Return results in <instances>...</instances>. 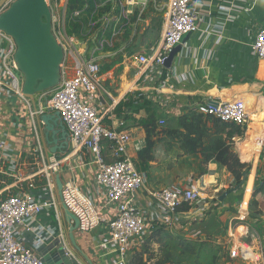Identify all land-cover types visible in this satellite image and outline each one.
<instances>
[{
    "label": "crops",
    "instance_id": "1",
    "mask_svg": "<svg viewBox=\"0 0 264 264\" xmlns=\"http://www.w3.org/2000/svg\"><path fill=\"white\" fill-rule=\"evenodd\" d=\"M73 3L72 0H58V8L53 12L55 35L60 36L62 42L68 39L74 40L73 49H69L66 53L63 63L70 76L85 61H94L102 68L104 65L102 66L100 61L113 56H118L122 65L129 62L134 66L132 57L152 54L161 42L164 29L163 11L167 0L164 2L112 0L110 12L114 15L111 18L108 13L102 12L100 15L99 11L85 0H80L77 5ZM81 4L82 9L79 8ZM193 7L197 14L199 31L191 35L182 45L181 53L171 65L172 74L182 76L184 82L177 83L174 80L169 82L173 90L170 99L178 101V104L180 102L184 104L189 99H198L213 90L220 89L230 97L251 100V118L255 126L252 131L248 130L245 133L244 139L239 144L234 146V151L241 162L250 164V173L247 174L243 185L248 186V182L251 181V187L255 190L253 184L256 182V177H262L264 180V148L262 151L258 150L259 144H263L264 147V60L254 59L251 47L255 34L264 26V0H195ZM88 10L90 13L86 15ZM74 12L79 14L75 16ZM86 55L92 56L87 59ZM114 66L101 74L98 89L104 109L107 113L112 112L115 115L114 110L119 103L132 101L137 87L138 73L133 68L134 72L129 78L124 77L126 81L124 83L122 75L125 68L116 78ZM50 94V91L43 93L45 98L41 101H39L40 97H36L35 102L38 105L36 111L30 101L25 103L14 96L0 95V136L7 142L11 151L7 161L2 165L4 169L9 165H15L22 176H27L41 167V163L34 160L36 151L42 153L46 160L58 159L70 152L69 141L68 149L62 155L46 154L39 144L38 134L32 130V126H35L33 113H39L40 109H44ZM151 111L161 116L160 110L150 105L147 108H140L138 113L130 111L134 116L129 117L135 121L147 119ZM106 124L109 125L108 119ZM248 133L251 134L249 137H247ZM134 136L138 139L144 138L141 129L134 130ZM128 152L134 160L137 151L133 143ZM87 158L81 155L69 158L67 160L69 167L64 165L58 175L63 185L71 186L72 199L69 201L70 204L71 201L78 203L73 209L82 219V224L84 227L91 226L89 231L75 233L77 245L94 264H110L98 261L96 258V245L102 235L106 237L107 234L103 223H95L92 210L86 202V198L95 202L98 199L92 183L94 169L88 165ZM187 158L182 157L179 160L185 162ZM149 165L147 175H144L145 183L142 190L145 198L150 192L175 186L186 181V178L190 179L192 186L203 190L205 197L212 193L213 196H209L206 201L216 200L225 191L234 187L232 177L224 168L213 162L202 164L200 156L194 165L196 170L188 177L182 174L177 166L170 168L169 161L165 163L157 156ZM222 176L225 179L219 180ZM0 178L6 181V187H10L11 194H17L26 187L24 182L17 183L13 178H5L3 175H0ZM259 184L262 185V182ZM243 185L226 196L222 202L224 207L216 206V210L223 213L217 212L219 215L215 217L214 210L207 211L205 218H199V210L193 211L191 208L188 212L178 213V220L168 227L170 232L186 238L224 236V234L225 237L228 236L230 223L233 220L240 222L239 218L242 217L240 211L236 212L229 205L241 199ZM54 196L56 198V194ZM260 197L264 198V193ZM256 200L259 201L260 198L257 197ZM242 201L245 202L243 199ZM59 223L66 233L67 226L61 217ZM36 225L56 226L54 211L39 215ZM75 256L82 264H86L77 254Z\"/></svg>",
    "mask_w": 264,
    "mask_h": 264
},
{
    "label": "built area",
    "instance_id": "2",
    "mask_svg": "<svg viewBox=\"0 0 264 264\" xmlns=\"http://www.w3.org/2000/svg\"><path fill=\"white\" fill-rule=\"evenodd\" d=\"M13 1L7 0L1 11ZM194 1L167 0L163 11L164 29L160 44L150 55L132 57L138 73L132 102L137 105L146 101L152 107L158 108L161 112L159 126L187 112L235 125L244 131V135L231 139L234 147L244 139L245 133L254 123L251 118V100L230 97L220 89L198 99H189L184 104L170 99L173 90L169 82L174 80L183 83L184 78L174 76L170 71L171 67H164V61L171 50L181 44L185 35L191 36L199 31ZM46 2L53 14L58 8V0ZM78 14L74 12L75 16ZM55 37L66 56L69 49H73L74 40L62 42L60 36ZM14 51L13 40L0 31V95L14 96L28 103L23 97L22 79L17 75L13 62ZM251 54L254 59L264 60V26L255 34ZM176 59L177 56L172 65ZM101 74V67L94 61L81 63L72 76L62 65L59 86L50 91L44 109L33 113L34 117L43 111L58 113L71 145L70 152L66 155L46 160L42 153L36 151L34 160L41 163L40 169L22 176L15 165L3 168L2 165L11 151L0 136V175L13 178L17 183L24 182L26 186L21 192L11 194L10 187H6V181L0 178V186H3L0 188V264H45L43 251L48 250L52 254L58 249L63 251L69 262L82 264L68 245L66 233L59 223L58 201L54 196V178L64 165L69 167L67 160L73 156L88 157V165L94 169L92 183L98 199L95 202L86 198V202L92 210L95 223H103L107 234L106 237L102 235L96 245L98 261L128 264L145 238L161 226H172L178 220L176 209L182 203L204 209L205 194L201 189L192 186L190 181L150 192L146 195L147 198L144 197L142 190L145 177L138 171L128 150L133 143L138 153L144 147L145 138L138 139L134 136V130L139 131L141 128L126 125V118L134 116L130 110L125 109L119 116H115L104 109L98 89ZM36 97H40L41 101L45 95L38 94L35 100ZM107 119L109 125L106 124ZM32 130L37 133L36 126H32ZM103 140L110 142V163L105 161L102 152ZM263 148V144H259L258 150L262 151ZM70 188L68 184L63 185L65 204L80 221L78 231H89L91 226L84 227L82 219L73 209L78 203L71 201L74 204H70ZM215 205L224 207L218 200ZM48 211H54L56 226L36 225L37 217ZM229 256L232 258L231 254ZM253 256V253L247 252L245 259L251 260ZM255 261L258 259L254 256Z\"/></svg>",
    "mask_w": 264,
    "mask_h": 264
},
{
    "label": "water",
    "instance_id": "3",
    "mask_svg": "<svg viewBox=\"0 0 264 264\" xmlns=\"http://www.w3.org/2000/svg\"><path fill=\"white\" fill-rule=\"evenodd\" d=\"M6 1L0 0V31L14 42L13 62L21 75L22 94L36 111L38 105L35 96L59 86L65 53L53 33V14L46 0H14L1 11ZM189 37L190 34L185 35L181 44L171 50L164 61L165 68L171 67L174 58L181 53L182 45ZM35 126L39 144L46 154L62 155L68 149V133L60 122L58 113L47 112L37 115ZM246 178L247 174L243 176L239 185L225 191L218 201L223 202L227 195L242 187ZM54 180L60 217L67 226L68 245L86 264H94L77 245L75 233L80 227V221L65 204L60 176L56 175ZM43 255L45 264H75L64 257L61 249L52 254L44 250Z\"/></svg>",
    "mask_w": 264,
    "mask_h": 264
},
{
    "label": "trees",
    "instance_id": "4",
    "mask_svg": "<svg viewBox=\"0 0 264 264\" xmlns=\"http://www.w3.org/2000/svg\"><path fill=\"white\" fill-rule=\"evenodd\" d=\"M82 7L81 4L79 8L82 9ZM95 19L96 18H93V20ZM114 65L115 62L104 65L101 68V73H106ZM147 107H150V104L146 101H142L135 105L130 100L129 102L124 101L119 103L114 112L115 115L119 116L125 109L133 113H138L140 108ZM156 115L157 113L151 111L147 119L135 121L130 117L126 118V125L128 127L137 126L141 128L145 138L144 147L136 154V158L134 159V163L141 174L147 175L149 164L154 161V147L156 141L154 138L156 136L159 140L162 139L161 136H164L174 141L178 144L180 151L185 155H199L202 164H207L209 162L216 163L226 170L236 185H239L243 176L249 172L250 165L241 162L232 148L231 139L235 136L242 137L244 135V131L239 127L229 123H223L214 118H204L194 112H187L177 118L168 120V122H175L174 126L156 131ZM102 147L105 161L110 163L112 161L110 142L103 140ZM263 190L264 182H262L259 189L254 192L253 196ZM189 210L190 205L182 203L176 209V212H188ZM150 235L144 249L140 252H135L128 264H144L143 255L147 254L148 246L154 243L158 245L159 248L163 247L161 243L163 238L171 240L168 246H170L172 250H179L182 255L187 256L191 259L192 264H205L202 259L207 254L205 248L207 246V244H205L206 237L204 241L200 238L190 239L183 236L176 237V235L172 234L170 229L165 226H161ZM164 246H166V244H164ZM208 251L212 256L206 264H215L216 258L213 250L208 248ZM170 257H172V255L167 254V260H169Z\"/></svg>",
    "mask_w": 264,
    "mask_h": 264
},
{
    "label": "rangeland",
    "instance_id": "5",
    "mask_svg": "<svg viewBox=\"0 0 264 264\" xmlns=\"http://www.w3.org/2000/svg\"><path fill=\"white\" fill-rule=\"evenodd\" d=\"M74 1V5H77L80 3V0H72ZM93 8L97 11H99V14L101 15L102 12L108 13L109 17L111 18L114 14L113 12H110V6L112 5V0H85ZM164 2L165 0H158ZM90 13L88 10L86 12V15ZM92 55H86L85 57H91ZM112 62H115L114 66V75L115 77H119L122 72L123 68L124 73L122 75V81L125 83L124 77L126 76L129 78V76L134 72L135 68L131 63L127 62L125 65H122L120 60H118V56H113L111 58H104L102 61H100V64L103 66L105 64H110ZM19 77H21L20 73L18 71L16 72ZM159 116L156 115V131H160L162 129L172 127L175 125V122H168L166 121L164 125L159 126ZM251 126H255L254 123L251 124ZM161 140L158 139L156 136L154 138L155 141V147H154V160L155 156H157L159 159H162L165 163H168L169 166L175 167L181 171L182 174H184L186 177L190 176L191 173L196 170V167H194L196 163V159L199 155L193 154V155H185L183 152L180 151L179 146L174 141L165 138L164 136H161ZM158 139V140H157ZM233 150L234 147L232 146ZM182 157H188L185 162H180L179 159ZM165 158V160H164ZM173 159V160H171ZM250 165V164H249ZM199 170H201L199 168ZM250 173V170L247 174ZM195 176V175H194ZM192 175V177H194ZM253 177V176H252ZM219 179V178H218ZM225 179L223 176L221 179ZM186 181H190V179L186 178ZM260 182H264L262 177L257 178L256 182L253 184V187H256L255 190H251L249 192H246L247 189H251L252 183L251 181L247 184L243 185V190L241 192L242 197L240 200L235 201V204H232V209L236 212H241L240 222L237 220H233L229 226L230 232H228V236H206L205 244H207L206 248V256L202 259L203 263L209 262V259L211 258L212 254L208 251V248H211L214 252L216 262L215 264H264V198H261L260 195H262L264 192L262 191L258 195L253 196V193L259 189L261 184ZM234 186H236L234 180H233ZM208 190V189H207ZM203 191V190H202ZM208 193V192H207ZM211 193V192H210ZM209 193V194H210ZM208 195L205 197V199H208ZM260 198L259 201L256 200V198ZM242 199L245 201L243 202ZM218 199L208 200L206 201V206L203 208L196 207L195 205L190 206V209L192 208L193 211L195 209L199 210V218H205V213L207 211L214 210L215 217L216 215H219L217 212H221L219 210H216V201ZM230 208H228V211ZM212 213V212H211ZM204 215V216H203ZM239 215V213L237 214ZM208 216V215H207ZM206 216V217H207ZM240 227V228H239ZM238 229V231H236ZM230 233V234H229ZM151 235H149L147 238L143 240V243L141 246L137 249L136 252H140L144 249V246H146L147 240L150 238ZM179 237V236H176ZM200 238L202 241L205 240V237H196ZM194 239V238H190ZM169 239L163 238L161 241L163 247L159 248L158 245L152 243L148 246L147 254L143 255V263L144 264H192L191 259H189L187 256L182 255L179 250H172L170 246ZM166 244V246H164ZM244 248H241V247ZM233 251H236V253H233ZM248 254L253 253V255L258 259V261L254 262V256L251 260H246L245 256L246 253ZM167 254H171L172 257H170L169 260H167ZM229 254H231L232 258H230ZM233 254V255H232Z\"/></svg>",
    "mask_w": 264,
    "mask_h": 264
},
{
    "label": "bare ground",
    "instance_id": "6",
    "mask_svg": "<svg viewBox=\"0 0 264 264\" xmlns=\"http://www.w3.org/2000/svg\"><path fill=\"white\" fill-rule=\"evenodd\" d=\"M254 129V126H251V128H250V131H252ZM251 134L250 133H248L247 134V137H249ZM252 189V188H251ZM251 189H247L246 190V192H249V191H251Z\"/></svg>",
    "mask_w": 264,
    "mask_h": 264
}]
</instances>
